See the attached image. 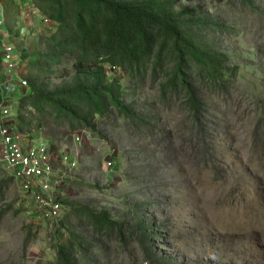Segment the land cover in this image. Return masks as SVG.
Returning <instances> with one entry per match:
<instances>
[{
    "label": "rangeland",
    "instance_id": "1",
    "mask_svg": "<svg viewBox=\"0 0 264 264\" xmlns=\"http://www.w3.org/2000/svg\"><path fill=\"white\" fill-rule=\"evenodd\" d=\"M29 1L21 11L19 0H0L6 30L26 38L22 68V56L48 52L52 35ZM177 3L188 17L221 27L200 37L225 56V86L195 84L203 106L196 116L183 93L162 92L161 73L117 70L136 119L109 110L94 118L95 130L34 119L33 142L50 144L76 166L57 160L52 192L63 212L46 221L0 160V264H60L58 247L74 264H264V0ZM71 66L47 83L72 82ZM20 101L11 104L15 115ZM81 206L107 211L119 224L142 221L152 238L96 236L75 218ZM77 238L82 249L75 250Z\"/></svg>",
    "mask_w": 264,
    "mask_h": 264
},
{
    "label": "trees",
    "instance_id": "2",
    "mask_svg": "<svg viewBox=\"0 0 264 264\" xmlns=\"http://www.w3.org/2000/svg\"><path fill=\"white\" fill-rule=\"evenodd\" d=\"M33 1L50 22L52 35L48 52L22 56L21 73L28 76L29 89L17 108L16 126L28 143L34 141V119L68 124L72 130H95L94 118L109 110L136 119L124 103L121 82L110 76V68L130 76L148 69L161 73L162 92L183 93L196 116L203 106L195 84L207 81L223 88L230 76L225 56L200 37V33L221 27L195 14L188 17L189 12L181 10L177 0ZM70 63L73 81L52 88L47 81ZM74 214L80 224L87 222L96 236L118 233L124 240L125 231L146 242L152 238L142 221L133 226L119 224L109 212L98 213L88 206L79 207ZM79 239L70 244L75 250L82 249ZM67 251L57 248L60 264H74L63 254Z\"/></svg>",
    "mask_w": 264,
    "mask_h": 264
},
{
    "label": "built area",
    "instance_id": "3",
    "mask_svg": "<svg viewBox=\"0 0 264 264\" xmlns=\"http://www.w3.org/2000/svg\"><path fill=\"white\" fill-rule=\"evenodd\" d=\"M27 9V8H26ZM25 14H29L25 11ZM43 27L50 28V22L43 20ZM6 28V17L0 6V34ZM25 37L14 36L4 40L1 69L10 81L8 93L17 91L28 93L29 82L21 73L19 47ZM116 68H110L109 74L113 77ZM16 109L6 100L0 99V160L5 164L11 176L19 184L22 191L30 195L41 218L46 221L61 219L63 206L60 199L54 196L53 175L57 160L63 167L73 169L76 162L63 154L57 158L52 146L45 142L28 143L24 135L14 124ZM76 141H81L78 135Z\"/></svg>",
    "mask_w": 264,
    "mask_h": 264
},
{
    "label": "crops",
    "instance_id": "4",
    "mask_svg": "<svg viewBox=\"0 0 264 264\" xmlns=\"http://www.w3.org/2000/svg\"><path fill=\"white\" fill-rule=\"evenodd\" d=\"M19 3H20L19 5L21 6V11L23 9V7H22L23 4L26 3L27 5H31L29 0H19ZM0 6L2 7L1 3H0ZM12 37H13V32H8L6 30V28L0 34V88L2 90V93L0 94V98L3 99V100H6L10 104L18 103L23 96L28 94V93L24 92V95H23L22 92H20V91H17V92H15L13 94L8 93L7 89H8V86L10 84V81L7 79V77L5 76V74L3 73L2 69H1L4 40L6 41V38H12ZM17 108H18V106H17ZM14 120L16 121V115L14 116ZM32 137L36 140V136H35L34 132L32 133Z\"/></svg>",
    "mask_w": 264,
    "mask_h": 264
}]
</instances>
